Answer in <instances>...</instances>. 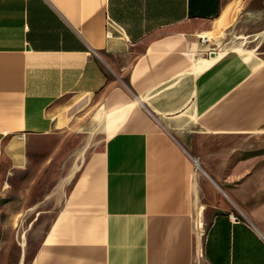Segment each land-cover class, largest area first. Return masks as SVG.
I'll use <instances>...</instances> for the list:
<instances>
[{"label": "crops", "instance_id": "crops-1", "mask_svg": "<svg viewBox=\"0 0 264 264\" xmlns=\"http://www.w3.org/2000/svg\"><path fill=\"white\" fill-rule=\"evenodd\" d=\"M233 2L0 0V186L69 149L29 264H264L242 217L264 187L241 156L264 129V62L209 37ZM204 182L230 203L202 240Z\"/></svg>", "mask_w": 264, "mask_h": 264}, {"label": "rangeland", "instance_id": "rangeland-1", "mask_svg": "<svg viewBox=\"0 0 264 264\" xmlns=\"http://www.w3.org/2000/svg\"><path fill=\"white\" fill-rule=\"evenodd\" d=\"M241 17L244 26L234 28L232 25ZM220 21L216 32L209 35L216 42V52L231 46L248 57L258 58L260 63L264 62V0H259L256 6L246 0H234ZM67 142L76 143L73 137L67 139ZM68 153L69 149L61 150L55 156L53 165L43 168L41 160L46 152H40L29 170L19 171L12 178H5L0 186V264L30 263L55 207L53 201L45 203L43 200L54 185L60 165ZM241 154L243 158L255 160L262 181L258 185L264 187V129L242 137ZM256 195L259 196V202L264 203V189H259ZM197 203L195 230L204 240L214 212L229 204L230 200L218 187L204 182ZM262 210L263 214H243L242 217L256 218L264 228V209Z\"/></svg>", "mask_w": 264, "mask_h": 264}, {"label": "built area", "instance_id": "built-area-1", "mask_svg": "<svg viewBox=\"0 0 264 264\" xmlns=\"http://www.w3.org/2000/svg\"><path fill=\"white\" fill-rule=\"evenodd\" d=\"M108 26H109L110 28H112V29H119V30H120V28L117 26V24L114 23V22L111 21V20H108ZM109 34L111 35V33H109Z\"/></svg>", "mask_w": 264, "mask_h": 264}, {"label": "bare ground", "instance_id": "bare-ground-1", "mask_svg": "<svg viewBox=\"0 0 264 264\" xmlns=\"http://www.w3.org/2000/svg\"><path fill=\"white\" fill-rule=\"evenodd\" d=\"M225 12V11H224ZM224 14V13H223ZM221 22V21H220ZM223 22V21H222ZM198 166V165H197Z\"/></svg>", "mask_w": 264, "mask_h": 264}]
</instances>
